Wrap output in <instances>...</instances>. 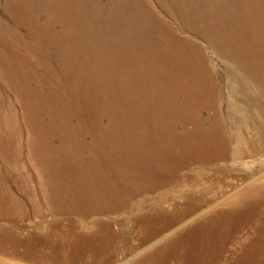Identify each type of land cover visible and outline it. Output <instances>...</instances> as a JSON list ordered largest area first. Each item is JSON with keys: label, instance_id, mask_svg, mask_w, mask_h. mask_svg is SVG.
<instances>
[{"label": "bare ground", "instance_id": "obj_1", "mask_svg": "<svg viewBox=\"0 0 264 264\" xmlns=\"http://www.w3.org/2000/svg\"><path fill=\"white\" fill-rule=\"evenodd\" d=\"M94 1L81 0L74 6V10L91 14ZM111 1L113 4L116 2ZM123 3L125 5H118L117 8H137L135 0H124ZM137 3L142 7L143 24L148 25L145 28L158 27L170 35L168 37L172 41L186 44L177 57H182V61L184 56L187 57L190 75L193 76L189 81V89L197 94L203 86L204 92L199 101L192 102L190 95V107L181 119V125L190 127L191 123L195 124L189 129L193 148L156 157L154 166L140 169L139 178L128 176L124 179L122 174L128 171L129 165L126 169L118 166L116 173L114 170H100L102 166L90 158L102 153L94 152L91 140L83 143L91 147L81 146L79 142L72 144L70 148L67 144L75 141L55 142L50 137V131L41 127L40 117L44 112L40 111V103L36 97L27 94V90L30 92L32 88L31 80L26 78L30 75L28 67L14 70L12 61L0 60L4 77L20 92L19 100L24 106L27 120L32 123L30 118L34 119V125L26 123L36 130V137L40 138V143L33 139L30 141L32 153L38 155L33 168L42 165L44 157L53 164L57 158H88L84 168H79L75 161L71 163L72 171L65 174L59 172V184L54 187L51 185L54 191L59 190L55 193L56 204L55 210L53 209V213L59 216V223L42 222L39 224L40 231H30L20 225L16 216L6 208L8 206L2 204L6 199L0 195V264H264V166L256 177L254 176L261 169L241 174L247 180L246 185H251L245 192H240L242 188L233 182L232 169L236 166L230 167L227 164L230 160L238 163L249 153H254L256 148H261L260 142L264 143V61L258 66L259 70L231 65L237 74L231 79L233 88L230 98L233 101L228 103V109H223L225 92L221 80L215 76V71L208 69L204 46L193 39L203 38L222 57L239 60L241 56L234 49L233 42H230L231 38H236L237 32L242 31V28H253L256 20L247 26L246 22L237 25V20H245L248 16L238 14L244 17L242 18L232 14L226 20L227 23L228 20L230 22L228 28L218 27V36L222 41L225 40L229 45L227 46L212 40V32H217L211 25L204 29L194 22L187 23L184 18L185 27L181 22L183 14L176 11L174 5L167 0H137ZM175 19L179 20V36L169 27V23ZM240 35L245 36L243 33ZM262 41L251 38V43H255L256 47H264V36ZM222 46L227 48L226 54ZM252 56L258 61L264 59L262 53L253 55L252 47L242 59ZM182 67L187 71V66ZM178 77V80L174 77L170 90L172 108L165 106L170 108V116L166 119L168 123L162 128H168V132L165 135L162 132V135L168 142L171 140L173 144H177L175 147L182 144V136L177 127L180 122L177 111L182 104L178 99L179 96L182 99L183 93L189 94L187 82L180 75ZM31 102L34 103V109L30 114L28 107ZM109 114L111 116V112ZM61 116L63 119L71 117ZM112 118L110 123H116L118 128L115 135L122 132L124 127L132 125L129 118L120 112L115 113ZM253 129H258L259 133L256 135ZM52 135L56 136L53 132ZM57 143H60L59 150L54 148ZM244 145H248L246 150ZM9 152L7 146L0 145L1 164L8 165ZM73 164L75 171L72 169ZM194 164L199 166L194 167ZM207 168L214 171H206ZM194 170L196 172L190 173ZM120 179L124 180L123 183L120 182L124 186L113 191L111 187ZM103 181H112L111 184L107 183L110 189L105 188L106 184L102 185ZM15 182L18 184L17 179ZM131 182L135 183L133 190L126 186ZM200 183H206L209 188L191 192L193 186ZM66 185L70 187V200L63 197ZM5 186L10 188L2 175L0 189ZM171 190L173 195L170 194ZM155 192L159 196H154ZM151 195L154 201L175 204V210L141 217L139 214L148 206L128 203L139 196L146 198ZM171 196L172 201L169 199ZM178 198L184 199L179 203L182 204L180 206L176 202ZM69 201L76 204H70ZM139 207H142L141 210ZM152 210V207L148 208V211L153 212ZM126 212L129 217H120ZM105 216L109 219L103 220L102 217ZM61 217L74 218L63 223L60 221ZM197 218L202 219L200 223L184 228L185 224ZM83 221H90L91 226L87 227Z\"/></svg>", "mask_w": 264, "mask_h": 264}, {"label": "rangeland", "instance_id": "obj_2", "mask_svg": "<svg viewBox=\"0 0 264 264\" xmlns=\"http://www.w3.org/2000/svg\"><path fill=\"white\" fill-rule=\"evenodd\" d=\"M80 1L0 0V48L2 49L0 60L12 61L14 70L28 67L30 75L26 78L31 80L32 88L30 92L27 90V94L31 97L35 96L40 103V111L44 112L40 117L41 127L50 131L52 140L75 141L67 144L70 148L72 144L79 142L81 146L88 148L89 144L83 143L91 140L94 152L102 153L90 158L91 161L102 166L100 170H114L116 173L118 166L126 169L129 165L128 171L122 174L125 176L124 179L126 180L128 176L139 178L140 169L154 166L156 157L167 153H180L183 150L189 151L193 148L189 129L195 124L191 123L190 127L186 124L181 125V119L190 107L188 100L190 95L192 102L199 101V97L204 92L203 86L197 94L189 89V81L193 76L190 75L187 57L184 56L183 61L182 57H177L186 44L172 41L168 37L170 35L159 30L158 27L145 28L148 25L143 24L142 7L138 6L137 0H135L137 8L129 9L117 8L118 5H125L124 0H116L114 4L111 0H95L91 14L74 10V6ZM167 1L174 5L176 11L183 14L181 22L184 26V18L187 23L194 22L204 29L211 25L217 32V34L212 32L214 34L212 40L227 46L229 45L224 42L225 40L222 41L218 36V27L228 28L230 22L228 20L227 23L226 20L232 14L239 17L248 16L247 19L242 17L245 20H237V25L246 22L247 26L251 21L256 20L253 28L249 26L242 28V31L237 32L236 38H231L230 42H233L234 49L241 56L239 60L222 57L203 38H193L204 46L208 59L207 67L215 71V76L221 80L225 92V101L222 105L223 109H228V103L233 101L230 98V91L233 88L231 79L236 74L231 65L258 69L261 61H264V59L258 61L254 56L242 59L251 47L253 55L262 53L264 57V47L259 45L256 47L255 43H251L252 37L263 42L264 0ZM178 21L172 20L169 27L179 36ZM241 33L245 36L240 35ZM222 48L226 54L227 48L223 46ZM182 65L188 67L187 71ZM179 75L187 82L189 94L183 93L182 99L180 100V96L178 99L182 104L177 111L180 121L177 127L182 136V144L180 147H175L174 145L177 144H173L171 140L168 142L162 135V132L164 135L168 132L166 130L168 128L163 130L162 128L167 125L166 119L170 116V108L165 106L171 107L170 90L173 79L176 77L178 80ZM19 93V90L13 88L11 82L7 81L0 69L2 135L0 145H5L10 150L7 157L10 160L8 165L1 164L0 158L2 170L0 176L3 175L10 188L5 186L0 189V195L6 199L2 204L8 206L6 208L16 216L20 225L30 231H40L39 224L42 222L59 223V216L53 213L56 204L55 193L59 190L54 191V188H51V185L54 187L59 184V172L65 174L72 171L71 163L75 161L79 168H84L88 158L87 156L64 157L60 160L57 158L58 160L53 164L44 157L41 160L43 164L36 165L34 169L33 163L38 159V155L32 153L30 141L33 139L39 142L40 138L36 137V130L27 124L34 125V119L30 118L33 120L32 123L27 120L24 106L19 100ZM28 109L31 114L34 109L33 102ZM119 112L129 118L132 125L124 127L122 132L115 135L118 128L116 123H110V118L113 119L112 116ZM62 114L71 117L63 119ZM52 132L56 136H53ZM253 133L257 135L258 129H253ZM57 144L54 148L59 150L60 143ZM260 145L261 148H256L254 153H249L238 163L234 160L227 162L230 167L236 166L234 170L232 169L233 182L243 189L240 192H245L251 185H246L247 180L242 177L244 172L250 174L261 169L254 176L256 177L263 170L264 143L260 142ZM247 146L244 145L245 150ZM230 167L228 168L231 169ZM212 168H207L206 171H212ZM72 169L75 171V164ZM194 172L196 170L190 171V173ZM86 178L89 179V176ZM238 178L241 180H237ZM16 179L18 184L15 182ZM258 179L259 177L256 180ZM120 182L123 183L124 180L120 179L111 189L113 191L122 189L124 184ZM107 183L111 184L112 181H103L102 185L106 184L105 188L110 189ZM262 183L264 184L263 181ZM126 186L133 190L135 183L131 182ZM64 188L63 197L70 200V187L66 185ZM208 188L206 183L204 185L200 183L193 186L191 192L205 191ZM170 194L173 195L174 192L171 190ZM153 195L159 196L156 192ZM153 195L146 198L139 196L128 203L139 204L137 206L145 204L148 208H153V212L148 211V208L143 210L139 214L141 217L175 210V204L154 201ZM169 199L172 201V196ZM183 201L184 199L181 198L176 199L178 206L182 205L179 203ZM15 202L17 204H13ZM127 216L129 217L127 212L120 215L123 218ZM73 218L61 217L60 221L67 223ZM102 218L109 219L107 216ZM201 220V218L193 219L185 224L184 228L194 227ZM89 222H84L87 227L91 226Z\"/></svg>", "mask_w": 264, "mask_h": 264}]
</instances>
